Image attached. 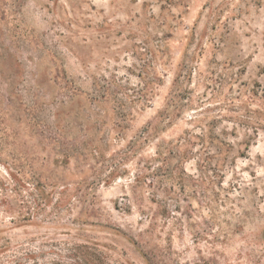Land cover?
I'll return each mask as SVG.
<instances>
[{
    "label": "rangeland",
    "instance_id": "rangeland-1",
    "mask_svg": "<svg viewBox=\"0 0 264 264\" xmlns=\"http://www.w3.org/2000/svg\"><path fill=\"white\" fill-rule=\"evenodd\" d=\"M0 264H264V0H0Z\"/></svg>",
    "mask_w": 264,
    "mask_h": 264
}]
</instances>
